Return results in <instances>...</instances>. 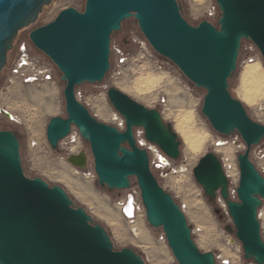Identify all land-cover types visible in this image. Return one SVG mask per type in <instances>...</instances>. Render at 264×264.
Instances as JSON below:
<instances>
[{
	"label": "water",
	"instance_id": "95a60500",
	"mask_svg": "<svg viewBox=\"0 0 264 264\" xmlns=\"http://www.w3.org/2000/svg\"><path fill=\"white\" fill-rule=\"evenodd\" d=\"M52 0H0V73L19 33L34 25ZM220 18L191 25L177 0H86L83 12L61 11L54 21L30 33L32 45L62 74L66 118L51 119L47 140L53 150L76 128L89 143L101 187L126 191L136 179L153 228H162L178 264H217L213 252H202L182 208L155 176L149 153L137 144L135 130L171 160L181 157V142L161 112L140 104L116 88L108 91L126 129L99 122L79 102L76 89L102 83L111 70L112 36L134 18L154 51L173 63L197 88L206 91L202 114L222 136L237 133L246 145L238 156L237 201L229 196V179L221 159L208 153L194 169L206 197L225 202L243 247L244 259L264 264L259 209L264 202V176L251 160L264 140V125L249 116L229 91L243 40L251 41L264 59V0H215ZM6 116V112H4ZM68 162L86 171L88 156ZM215 213L220 216L221 210ZM222 219V216H220ZM0 264H146L135 250L116 251L107 230L85 209L75 207L65 190L41 178H28L22 167L21 143L12 131H0Z\"/></svg>",
	"mask_w": 264,
	"mask_h": 264
},
{
	"label": "rangeland",
	"instance_id": "374dc122",
	"mask_svg": "<svg viewBox=\"0 0 264 264\" xmlns=\"http://www.w3.org/2000/svg\"><path fill=\"white\" fill-rule=\"evenodd\" d=\"M177 1L184 18L194 26L204 20L215 23L220 18L215 0ZM85 3L86 0H52L38 21L19 33L8 54V64L0 73V130H14L18 134L25 175L31 179L41 178L50 186L62 187L75 207L85 209L95 223L107 230L116 251L133 249L143 257L146 264H178L162 228H153L147 222L145 208L141 207L136 218L130 221L124 217L119 205L127 193L110 191L100 186L90 145L82 139L76 128L71 136L60 143L57 150H53L47 140V127L51 119L67 116L63 95L65 84L60 71L32 45L29 36L36 28L54 21L67 8L73 7L83 12ZM23 49L30 58L28 66L21 65L26 55ZM111 50L110 72L102 83L79 86L76 89L79 102L99 122L122 131L126 129L125 120L109 100L110 89L116 88L140 104L159 110L165 123L170 124L179 136L181 157L176 161L170 160L169 165L162 169H156L158 156L162 152L146 140L141 128L135 130L137 144L148 151L151 168L159 183L182 208L197 246L205 253L238 256L237 264H254L244 259L243 247L235 233L226 230L227 227L234 229V226L225 202L220 197L211 202L194 177V169L206 154L215 153L225 161L227 157L224 149H230L232 157L229 160L239 170L238 156L246 150L242 138L237 133L229 137L222 136L212 128L202 114L206 91L197 88L173 63L157 54L136 21H126L123 30L113 34ZM119 52L127 59L124 65L120 64L122 56H119ZM253 63L259 64L264 70V59L257 47L251 41L243 40L237 71L229 80V91L243 103L252 120L264 125V86L254 105L248 104L241 93L242 74ZM44 71L52 75L51 81H42L41 77L46 75L42 73ZM35 76H39L38 80L30 82L29 79ZM150 78H160L161 81L149 89L147 94L141 95L137 88L145 86L144 82ZM49 97L54 100V108L49 107ZM187 135L206 138L205 145L198 153L192 154L188 150L185 139ZM80 153L88 156L86 171L68 162L70 156ZM251 160L257 169L264 171V140L253 147ZM231 174L234 176V173ZM239 180L240 176L239 179L232 177L230 180L229 198L232 201L238 200ZM131 182L133 187L137 186L136 179H131ZM216 209L221 210L222 219L215 213ZM258 217L264 239V202Z\"/></svg>",
	"mask_w": 264,
	"mask_h": 264
},
{
	"label": "built area",
	"instance_id": "2783aa9c",
	"mask_svg": "<svg viewBox=\"0 0 264 264\" xmlns=\"http://www.w3.org/2000/svg\"><path fill=\"white\" fill-rule=\"evenodd\" d=\"M23 51L26 55L21 60V65L22 66H28V65H30V63H29L30 58H29V55L26 53L25 49H23ZM119 56L120 57L122 56L121 52H119ZM126 61H127V59L122 56V58L120 59V64L124 65L126 63ZM46 72L47 71H44L42 73L46 74ZM38 77L39 76H35L33 78H30L29 81L34 82V81L38 80ZM41 79L43 82L44 81H51L52 75L47 73L44 76V78L41 77ZM8 117L10 119H12V117L10 115H8ZM170 160L171 159L165 153L162 152L158 156V163L156 165V169H162L163 167L168 166L170 163ZM221 161H222V164L224 167V171H225V173L229 179V182H230L232 177H238V179H239V176H240L239 172L240 171L233 164V162L232 161L230 162L229 159H225V161H224V159H221ZM259 172L262 175L264 173V171L261 172L260 170H259ZM231 173H234V176H232ZM125 192L127 193V195L124 199H122L119 202V205L122 207V212H123L124 217L130 221H133L136 218V216L138 215L137 213L141 209V207L144 209V205H143V202L141 199V192H140V189L138 186H136V187L132 186L129 190H126ZM237 258H238V256L236 257V256H227L226 254H221V255L215 254V259H216L217 264H237L238 263V261L236 260ZM238 260H239V258H238Z\"/></svg>",
	"mask_w": 264,
	"mask_h": 264
},
{
	"label": "bare ground",
	"instance_id": "6f19581e",
	"mask_svg": "<svg viewBox=\"0 0 264 264\" xmlns=\"http://www.w3.org/2000/svg\"><path fill=\"white\" fill-rule=\"evenodd\" d=\"M244 70L245 71L243 72L242 79H241V93L243 95V98L247 101L248 104L254 105L255 102L257 101V98H259L258 97L259 91L264 86V70L261 68L259 64H256V63L249 64ZM160 81H161L160 78L147 79V81L144 82L145 86L138 87L137 91L141 95H145L147 94V91L149 89H151L154 86L156 87ZM261 96H262V93H261ZM48 100H49V107L54 108L55 104L53 102L54 100L52 99V97H49ZM104 112H105V109H103V113ZM182 124L183 123H181L180 125ZM187 136L185 139H186L188 150L192 154L198 153L201 150V148L205 145L206 138L202 136H191V135L188 137ZM223 152L225 153L227 159H230L232 157L231 156L232 153L230 149H224ZM192 208L193 207L191 206V209Z\"/></svg>",
	"mask_w": 264,
	"mask_h": 264
},
{
	"label": "flooded vegetation",
	"instance_id": "af4514ba",
	"mask_svg": "<svg viewBox=\"0 0 264 264\" xmlns=\"http://www.w3.org/2000/svg\"><path fill=\"white\" fill-rule=\"evenodd\" d=\"M130 20H134V21H136L134 18H132V19H130ZM130 20H127V21H130ZM126 22V21H125ZM124 22V23H125ZM137 22V21H136ZM124 23H123V27H124ZM192 25V24H191ZM123 30V29H122ZM0 131H3V130H0ZM5 131H12L17 137H18V134L14 131V130H5ZM18 139H19V137H18ZM20 140V139H19Z\"/></svg>",
	"mask_w": 264,
	"mask_h": 264
},
{
	"label": "trees",
	"instance_id": "16d2710c",
	"mask_svg": "<svg viewBox=\"0 0 264 264\" xmlns=\"http://www.w3.org/2000/svg\"><path fill=\"white\" fill-rule=\"evenodd\" d=\"M190 23V22H189ZM191 24V23H190ZM217 28H219V26H218V22H215V23H213Z\"/></svg>",
	"mask_w": 264,
	"mask_h": 264
}]
</instances>
